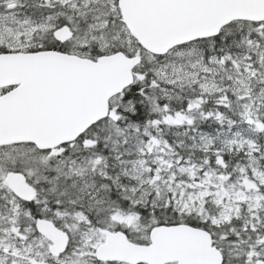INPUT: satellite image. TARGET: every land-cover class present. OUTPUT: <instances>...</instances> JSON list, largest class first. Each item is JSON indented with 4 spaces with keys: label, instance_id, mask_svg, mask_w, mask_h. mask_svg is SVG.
<instances>
[{
    "label": "snow or ice",
    "instance_id": "1",
    "mask_svg": "<svg viewBox=\"0 0 264 264\" xmlns=\"http://www.w3.org/2000/svg\"><path fill=\"white\" fill-rule=\"evenodd\" d=\"M0 264H264V0H0Z\"/></svg>",
    "mask_w": 264,
    "mask_h": 264
}]
</instances>
